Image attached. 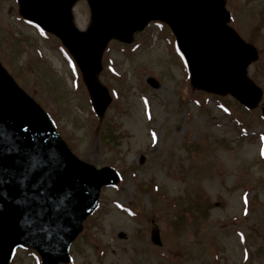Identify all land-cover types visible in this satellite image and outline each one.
<instances>
[{"label":"rangeland","instance_id":"1","mask_svg":"<svg viewBox=\"0 0 264 264\" xmlns=\"http://www.w3.org/2000/svg\"><path fill=\"white\" fill-rule=\"evenodd\" d=\"M225 1L229 25L258 51L248 75L264 105V0ZM73 16L85 30L86 4L79 2ZM164 29L152 24L129 46L109 44L98 78L111 104L99 120L58 41L24 21L15 0H0L4 68L79 160L121 175L118 185L101 190L67 264H264L260 110L193 89ZM154 230L160 248L151 243ZM15 256L11 264H40L33 251Z\"/></svg>","mask_w":264,"mask_h":264},{"label":"water","instance_id":"2","mask_svg":"<svg viewBox=\"0 0 264 264\" xmlns=\"http://www.w3.org/2000/svg\"><path fill=\"white\" fill-rule=\"evenodd\" d=\"M75 1L18 0L20 14L54 33L74 57L100 117L110 101L97 82L106 44L130 43L150 20L171 28L194 87L230 94L249 108L258 104L261 92L246 77L256 52L226 26L222 0H87L92 23L84 33L72 25ZM117 181L111 169L79 162L0 65V264L19 246L36 250L42 264L67 262L100 188Z\"/></svg>","mask_w":264,"mask_h":264},{"label":"snow or ice","instance_id":"3","mask_svg":"<svg viewBox=\"0 0 264 264\" xmlns=\"http://www.w3.org/2000/svg\"><path fill=\"white\" fill-rule=\"evenodd\" d=\"M262 154H264V153H262Z\"/></svg>","mask_w":264,"mask_h":264}]
</instances>
